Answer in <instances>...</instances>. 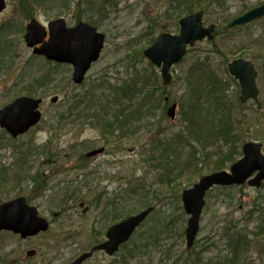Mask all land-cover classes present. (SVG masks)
Here are the masks:
<instances>
[{"label":"rangeland","instance_id":"rangeland-1","mask_svg":"<svg viewBox=\"0 0 264 264\" xmlns=\"http://www.w3.org/2000/svg\"><path fill=\"white\" fill-rule=\"evenodd\" d=\"M5 1L6 9L0 14V110L21 97L34 98L43 102V120L18 139L0 129L5 145L0 151V205L19 198L33 200L50 228L25 241L0 234L5 242L3 259L13 248L17 264H66L70 258L90 253L114 223L152 209L118 254L97 252L84 264H264V186L213 188L206 195L200 232L188 248L189 216L182 194L211 174L213 160L206 159L207 150L195 141V151L183 141L171 142L180 133L186 136L181 103L189 71L205 59L223 70L228 62L243 58L257 68L263 107L258 110L253 102L242 104L236 110L237 129L246 141L262 144L264 151V18L231 33L224 30L264 0L212 2L204 26H216L215 38L189 49L183 62L172 68L167 87L161 69L143 52L162 32L179 34L184 16L177 17L179 10L171 0ZM31 14L44 25L58 18L72 25L80 18L106 36L101 58L82 85L73 82L69 67L31 58L24 41ZM155 78L166 90V109L151 110L130 130L119 128L108 137L109 142L94 122L83 125L84 118L67 119L72 105L68 101L103 80L108 87H120L136 79L148 84L149 93L161 95L162 90L151 86ZM229 93L240 96L239 87L229 85ZM173 104L178 108L172 120L167 112ZM99 149L104 152L89 156ZM22 157L26 159L21 166ZM167 161L171 163L166 166ZM31 250L40 257L25 262Z\"/></svg>","mask_w":264,"mask_h":264},{"label":"water","instance_id":"water-1","mask_svg":"<svg viewBox=\"0 0 264 264\" xmlns=\"http://www.w3.org/2000/svg\"><path fill=\"white\" fill-rule=\"evenodd\" d=\"M6 1L0 0V14L6 9ZM264 16V5L255 8L245 15L235 19L226 30L249 24ZM204 13L199 12L183 18L180 21L179 35L169 33L159 36L155 44L144 52V57L158 68H161L163 84L168 86L172 77L170 70L179 64L187 53V47H193L196 42L214 38L215 26L208 28L203 25ZM50 38L46 42V28L36 19H32L26 28L25 41L29 48H35L34 54L44 56L47 60L70 64L74 67L73 82L81 85L91 69V66L100 59L104 48L105 36L96 28L86 23L69 29L63 19L52 22L49 26ZM230 74L240 83L242 103L253 100L260 110L262 103L259 101L257 87V71L254 65L245 60H237L229 65ZM57 98L53 99L56 102ZM42 100L21 97L0 110V128L4 129L13 139L26 134L36 127L42 118L40 105ZM177 104L168 110L167 114L172 120L175 118ZM104 150L92 152L89 156H97ZM244 157L231 167V171H223L202 178L193 188L183 192L182 202L184 210L190 216L186 229L188 248H191L200 229V221L205 207V196L215 186L242 185L255 172L257 177L250 181L253 187H260L264 180V155L262 145L247 143L243 147ZM81 207L84 204L80 205ZM152 209L131 217L112 227L108 234V241L91 253H86L73 264H82L92 257L95 251H105L108 255L117 252L120 246L128 242L136 229L146 220ZM85 212V211H84ZM49 229L46 219L38 217L35 208L26 205L25 199L4 203L0 206V231L7 230L22 237L36 236ZM28 257H34V251Z\"/></svg>","mask_w":264,"mask_h":264},{"label":"trees","instance_id":"trees-1","mask_svg":"<svg viewBox=\"0 0 264 264\" xmlns=\"http://www.w3.org/2000/svg\"><path fill=\"white\" fill-rule=\"evenodd\" d=\"M218 1L171 0V3L177 6L179 10L177 17L181 19L183 16L201 10L206 14L211 10L210 4L212 2L218 4ZM221 4L224 5V3ZM111 6L116 9V4H111ZM1 31L3 30L0 28V33ZM154 42L155 39L151 41V44ZM224 72L226 76L229 74L227 67L221 70L209 59L198 62L189 71L182 96L185 99L181 103L186 136L180 133L171 139L172 145L175 144L174 142L183 141L192 151L196 148L194 141L199 143L203 149L207 150L206 159L213 160L211 162L213 170L210 173L220 172L234 164L242 156L241 145L247 139L246 136H240V131L237 129L238 124H236V119L240 121L239 116L236 118V110L240 111L242 106L239 96L235 94L231 97L229 93V85L235 87L239 85L232 77L225 78ZM157 80V78L152 79L153 82L150 83L154 91L162 90L161 95H158V91L157 94L156 92L149 93L146 89L148 84L142 85L136 79H129L120 87L114 85L108 87L106 86L107 81L103 80L96 88L91 86V91H87L82 96L77 95L68 101L72 105L67 111V119L84 118L83 125L94 122L96 128H102L106 139L109 136L112 137L119 128L131 129L144 117L149 116L148 113H151V110L159 107L166 109L167 93L162 85H157ZM144 92H146L145 96L141 99V94ZM156 96L159 97L156 98ZM60 121L61 117L58 118V123ZM196 134L198 137L195 136ZM2 140L4 139H0V151L5 147ZM196 154L198 153H194ZM24 159L26 158H21V163ZM170 163L171 161H167L166 166Z\"/></svg>","mask_w":264,"mask_h":264},{"label":"flooded vegetation","instance_id":"flooded-vegetation-1","mask_svg":"<svg viewBox=\"0 0 264 264\" xmlns=\"http://www.w3.org/2000/svg\"><path fill=\"white\" fill-rule=\"evenodd\" d=\"M33 19V15L31 14V16H30V19H29V21L30 20H32ZM58 19H61V18H58ZM58 19H54V20H51V21H49V22H47L46 23V25H44V24H42V25H44L45 26V28H46V30H47V37H46V39H45V41L47 42L48 40H49V38H50V32H49V26H50V24L52 23V22H54V21H56V20H58ZM62 19H64V18H62ZM67 22V21H66ZM83 21L80 19V18H78L77 19V21L74 23V24H72V25H70L69 23H67L66 25H67V28H69V29H72V28H75V27H77L79 24H81ZM26 27H27V25H26ZM26 29V28H25ZM25 34H26V32H25ZM24 37H25V35H24ZM39 47H41V45H39L38 46V48ZM30 50V49H29ZM31 52H32V57H34V58H36V59H42L43 61H44V63H46V64H48V63H50V64H54V65H57V66H67V67H69L70 69H71V74H72V77H73V73H74V67L72 66V65H70V64H57V63H54V62H50V61H48L46 58H44V57H42V56H38V55H35L34 54V51H33V49L32 50H30ZM11 201H13V200H11ZM32 202H30L28 199H26V204H28L29 206H31V207H35L34 205H33V200H31ZM36 208V207H35ZM37 210H38V208H37ZM38 212H39V210H38ZM40 214V213H39ZM40 216V215H39ZM113 225H111L110 227H109V229L112 227ZM10 234V235H16V234H14L13 232H10V231H0V234ZM18 236V235H17ZM21 240H23V241H25V240H27V239H31V238H36V237H39V236H36V237H29V238H26V239H23V238H21V236H18ZM105 241H107V233L105 234V239L102 241V242H100V243H98V244H96L95 246H98V245H100V244H102V243H104ZM94 246V247H95ZM93 248V247H92ZM5 249V242H4V240H2L1 238H0V264H17V262H18V260H17V257H16V250H14L13 248H11L10 249V251H11V253H10V255H8V257H9V259H8V257L7 258H5V259H3V257H2V251ZM32 251H34V250H31V251H27L26 252V260H25V262H27V261H31L32 259H36V258H38V256H39V252H37V251H34V257H28L27 255H28V253L29 252H32ZM97 253V252H96ZM95 253V254H96ZM98 253H102V254H105L104 252H98ZM94 254V255H95ZM13 255H15V257H13ZM82 255V254H81ZM81 255H78V256H75V257H73V258H70L69 259V261L66 263V264H72L75 260H77ZM7 256V255H6ZM40 257V256H39ZM33 261V260H32Z\"/></svg>","mask_w":264,"mask_h":264}]
</instances>
